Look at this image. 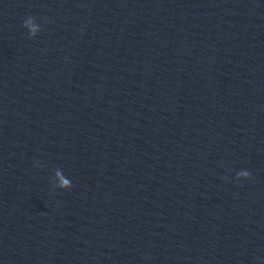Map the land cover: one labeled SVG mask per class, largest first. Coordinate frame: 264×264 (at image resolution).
<instances>
[{"label": "clouds", "instance_id": "9594fccd", "mask_svg": "<svg viewBox=\"0 0 264 264\" xmlns=\"http://www.w3.org/2000/svg\"><path fill=\"white\" fill-rule=\"evenodd\" d=\"M35 19L31 16H29L23 23V27H27L29 29V38H32L35 36L37 30H38V26L35 25L33 23ZM243 175L246 177V178H249L250 176V173L249 172H244ZM64 187H67L68 186V181H63V185Z\"/></svg>", "mask_w": 264, "mask_h": 264}]
</instances>
